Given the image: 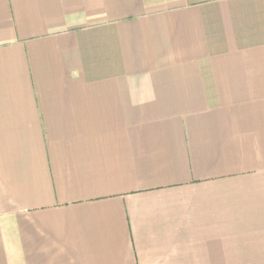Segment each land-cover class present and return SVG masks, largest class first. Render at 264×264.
Returning a JSON list of instances; mask_svg holds the SVG:
<instances>
[{
  "label": "crops",
  "instance_id": "obj_1",
  "mask_svg": "<svg viewBox=\"0 0 264 264\" xmlns=\"http://www.w3.org/2000/svg\"><path fill=\"white\" fill-rule=\"evenodd\" d=\"M0 264H264V0H0Z\"/></svg>",
  "mask_w": 264,
  "mask_h": 264
}]
</instances>
